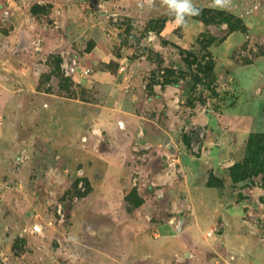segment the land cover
I'll list each match as a JSON object with an SVG mask.
<instances>
[{"label":"rangeland","instance_id":"rangeland-1","mask_svg":"<svg viewBox=\"0 0 264 264\" xmlns=\"http://www.w3.org/2000/svg\"><path fill=\"white\" fill-rule=\"evenodd\" d=\"M76 2L41 97L2 101L0 263L264 264V0H192L181 25L162 0ZM30 9L57 30L53 3ZM96 34L113 59L80 67ZM223 135L240 148L212 165Z\"/></svg>","mask_w":264,"mask_h":264},{"label":"crops","instance_id":"crops-1","mask_svg":"<svg viewBox=\"0 0 264 264\" xmlns=\"http://www.w3.org/2000/svg\"><path fill=\"white\" fill-rule=\"evenodd\" d=\"M33 0H0V132L5 127L11 128L19 123L15 117L4 118V107L7 103L16 110L23 108L24 104L20 102L23 95H29L32 99H39L41 76L46 70V60L51 55L59 54L63 49H68L74 43V32L77 30L83 16V12L76 0H47L54 4V14L50 16L56 21L57 30L53 29V24L47 19L45 23L33 17L31 5ZM8 12L6 16L5 13ZM62 14L61 18L55 14ZM49 18V17H48ZM52 21V22H53ZM258 28V27H256ZM41 30L42 33L37 32ZM240 33L232 34L227 40L233 42L230 49H236L242 44ZM95 47L79 58L80 67H99L109 63L113 59L111 46L102 35L96 34L94 37ZM82 41V39L80 40ZM79 41V42H80ZM260 64H264V59H260ZM99 71V70H98ZM104 73L99 72L97 78L103 77ZM259 77H264V70L258 71ZM91 83H89L90 85ZM88 86V85H87ZM261 87L262 84H260ZM4 100L5 104H2ZM6 104V105H7ZM11 106L8 108L11 109ZM130 115V121L121 123V127L128 131L137 123L138 129L143 132L150 126V121L141 116ZM148 121V124H146ZM149 128V127H148ZM233 134L237 131L231 130ZM238 139V138H237ZM219 142L214 150H209V162L212 165H219L230 159L232 152L240 148L239 144L230 147L228 138L219 136ZM236 142V140H234ZM237 145V147H235ZM166 230L165 228L162 231ZM167 232V231H165Z\"/></svg>","mask_w":264,"mask_h":264},{"label":"clouds","instance_id":"clouds-1","mask_svg":"<svg viewBox=\"0 0 264 264\" xmlns=\"http://www.w3.org/2000/svg\"><path fill=\"white\" fill-rule=\"evenodd\" d=\"M162 2L175 15L177 25L183 24L186 16L198 15L200 11L192 4V0H162ZM228 3L229 0H214V4L220 7L226 6Z\"/></svg>","mask_w":264,"mask_h":264},{"label":"trees","instance_id":"trees-1","mask_svg":"<svg viewBox=\"0 0 264 264\" xmlns=\"http://www.w3.org/2000/svg\"><path fill=\"white\" fill-rule=\"evenodd\" d=\"M245 29V27H244V24H243V22L241 21H239V24H238V26H236V28H233L232 30H231V32H235V31H238V30H244ZM200 45H201V47H202V45H203V42H201V43H199ZM209 58L211 59V57L209 56ZM1 264V263H0Z\"/></svg>","mask_w":264,"mask_h":264}]
</instances>
